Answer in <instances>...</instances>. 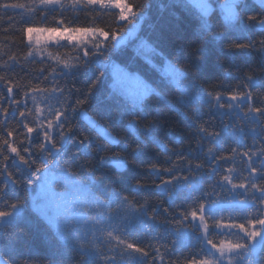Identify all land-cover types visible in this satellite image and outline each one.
Returning <instances> with one entry per match:
<instances>
[{
    "label": "snow or ice",
    "instance_id": "6c2138e0",
    "mask_svg": "<svg viewBox=\"0 0 264 264\" xmlns=\"http://www.w3.org/2000/svg\"><path fill=\"white\" fill-rule=\"evenodd\" d=\"M0 264H264V0H0Z\"/></svg>",
    "mask_w": 264,
    "mask_h": 264
},
{
    "label": "trees",
    "instance_id": "16d2710c",
    "mask_svg": "<svg viewBox=\"0 0 264 264\" xmlns=\"http://www.w3.org/2000/svg\"><path fill=\"white\" fill-rule=\"evenodd\" d=\"M136 2H137V3H141L142 0H136ZM159 2H160V0H153V4H154V5H158ZM147 15H148L149 19H148L147 22L143 25V27L145 28V30H147V28H148V24L153 23V22H155V20H156V17H157L156 7L154 6L153 8H151V9L148 11V14H147ZM109 19H110V18H109ZM13 50H15V49H13ZM62 51H66V49H62ZM129 52H130V53L132 52V49H131V48L129 49ZM243 66H245L244 63H243V61L237 62L236 65H235V67L233 68V70L235 71V69H236L237 67H241V68H242ZM87 111H88V113H89L90 115H93L91 109H87ZM175 132H184L186 143H187V141L190 139V138L188 137V135H187L188 130H187L186 128H184L182 125L178 124L175 120H173V121H171L170 127H169V129H168V133H169V134H174ZM169 138H170V136H165V142H168ZM169 146H171V145H169ZM241 167H242V165H241ZM63 186H64V185H63L62 183H57V184L55 185V187H56L57 189H64ZM177 202L179 203V201H177ZM29 231H30V230H29ZM30 238L34 239L35 243L39 246L40 251H41V253L43 254V252H44V245H43V243H42V237L39 236V235H32V236H30Z\"/></svg>",
    "mask_w": 264,
    "mask_h": 264
},
{
    "label": "rangeland",
    "instance_id": "374dc122",
    "mask_svg": "<svg viewBox=\"0 0 264 264\" xmlns=\"http://www.w3.org/2000/svg\"><path fill=\"white\" fill-rule=\"evenodd\" d=\"M89 114V113H88ZM90 115V114H89ZM64 187V186H63ZM39 189H38V187H37V191H38ZM65 190V187H64V189H57L56 187H55V191H57V192H63Z\"/></svg>",
    "mask_w": 264,
    "mask_h": 264
}]
</instances>
